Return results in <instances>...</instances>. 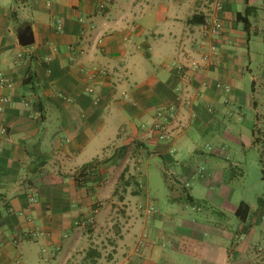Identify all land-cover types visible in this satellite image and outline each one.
<instances>
[{
	"label": "crops",
	"instance_id": "0c3cea01",
	"mask_svg": "<svg viewBox=\"0 0 264 264\" xmlns=\"http://www.w3.org/2000/svg\"><path fill=\"white\" fill-rule=\"evenodd\" d=\"M213 3L0 0V264H68L91 217L124 223L110 264H261L264 0H224L211 59L179 71L209 51ZM29 24L35 42L24 46ZM94 69L103 71L91 78ZM172 107L173 118H158ZM249 154L262 174L255 198L237 194ZM156 158L165 210L144 168Z\"/></svg>",
	"mask_w": 264,
	"mask_h": 264
},
{
	"label": "rangeland",
	"instance_id": "374dc122",
	"mask_svg": "<svg viewBox=\"0 0 264 264\" xmlns=\"http://www.w3.org/2000/svg\"><path fill=\"white\" fill-rule=\"evenodd\" d=\"M206 156L207 158H212L210 153H207ZM253 162L255 163V160H253L252 155L249 154L248 167H246V171L248 170L249 174L238 175L240 179L246 180V182L243 181L239 183V190L237 192L238 197L240 195L246 197L247 195L249 198H255L261 193V186L258 185V183L260 175L262 174L257 176V174L253 172ZM204 165H207V163L204 162ZM144 168L146 170L149 169L151 173L149 185L147 184L151 189V195L159 199L158 205L163 206L165 210L168 202L167 196L169 194V189L162 170V168H164V163L161 158H156L153 159L150 164L146 162ZM139 197L142 198L143 196ZM214 208L218 210V208ZM120 210H122V208L119 209L118 212ZM181 215V213H178L175 214L174 217L178 219ZM211 218L218 219V217L213 214H211ZM123 226L124 223L122 221L111 224L106 223L101 227H96L94 223L86 225L84 234L89 235V240H87L84 246L77 249V251L70 256L68 264H96L95 260L98 261V264H110L113 259L114 246L118 240L117 236L119 231L123 230ZM90 248H97L100 250L101 256L97 257V259L86 256ZM184 261L188 264H195L194 260L191 258H185Z\"/></svg>",
	"mask_w": 264,
	"mask_h": 264
},
{
	"label": "built area",
	"instance_id": "2783aa9c",
	"mask_svg": "<svg viewBox=\"0 0 264 264\" xmlns=\"http://www.w3.org/2000/svg\"><path fill=\"white\" fill-rule=\"evenodd\" d=\"M224 10V0H214L213 7L211 11L206 15L205 23H204V31L205 35L208 37V39L211 38L210 43V49L209 51H206L203 53V55L200 58H193L189 61V63L180 62L178 63V69L179 71H184L186 68H195L199 69L203 65V61H207L211 59V56L214 54V52L217 49L216 46V39L222 37L225 33V19L222 15V11ZM81 20L84 22V19L81 18ZM58 27L63 28V21L60 19L58 21ZM205 42H209V40H205ZM103 70L102 69H94L90 72V77L95 78L97 77ZM188 72V71H187ZM0 77L2 83L7 82V78L4 75L3 71L0 69ZM89 90L94 91L93 87H90ZM6 98L3 97L2 100H5ZM100 99V98H99ZM97 99V100H99ZM185 102L189 103L191 102L190 98H185ZM175 108L172 107L170 110H161L158 112V118L166 117L167 119L173 118L175 116ZM156 128L160 132V137L165 138L168 136V133L166 131L165 125L161 121H158L155 123ZM154 210V207L149 205L147 206V212L151 214ZM95 221L94 217H91L89 219L88 224H91ZM43 233V232H42ZM38 234V233H36ZM145 238L146 234L144 233L138 240L136 250L139 251L142 249L143 245L145 244Z\"/></svg>",
	"mask_w": 264,
	"mask_h": 264
},
{
	"label": "trees",
	"instance_id": "16d2710c",
	"mask_svg": "<svg viewBox=\"0 0 264 264\" xmlns=\"http://www.w3.org/2000/svg\"><path fill=\"white\" fill-rule=\"evenodd\" d=\"M239 18L241 20H244V18H242V14L239 15ZM244 21H246L248 23L247 19H245ZM35 77H36L35 70L33 68H30L29 71H28L27 76L24 79L23 86L25 88H27V87H32L33 88L35 86ZM94 163H95L94 161H91V162H88V163L84 164L83 171L87 170L88 168H90L92 166H94ZM124 177H125V175L123 174L121 176V179L124 180ZM117 192H118V190H117ZM86 256L92 257L94 259H97V257L101 256V251L98 250L97 248H90L88 250ZM95 263L98 264V261L95 260ZM261 264H264V255H263L262 259H261Z\"/></svg>",
	"mask_w": 264,
	"mask_h": 264
},
{
	"label": "water",
	"instance_id": "95a60500",
	"mask_svg": "<svg viewBox=\"0 0 264 264\" xmlns=\"http://www.w3.org/2000/svg\"><path fill=\"white\" fill-rule=\"evenodd\" d=\"M19 40L24 46L31 45L35 42V33L31 24L19 28Z\"/></svg>",
	"mask_w": 264,
	"mask_h": 264
}]
</instances>
